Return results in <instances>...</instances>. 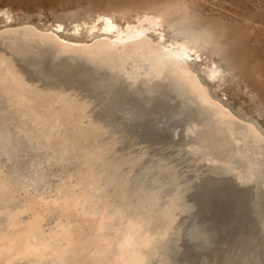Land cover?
Segmentation results:
<instances>
[{"label":"bare ground","instance_id":"6f19581e","mask_svg":"<svg viewBox=\"0 0 264 264\" xmlns=\"http://www.w3.org/2000/svg\"><path fill=\"white\" fill-rule=\"evenodd\" d=\"M192 39L214 51L169 9L0 10V264H264V93Z\"/></svg>","mask_w":264,"mask_h":264},{"label":"rangeland","instance_id":"374dc122","mask_svg":"<svg viewBox=\"0 0 264 264\" xmlns=\"http://www.w3.org/2000/svg\"><path fill=\"white\" fill-rule=\"evenodd\" d=\"M43 2L45 8L42 7ZM5 8L12 12H22L27 18L42 12L48 19L60 17L71 20L88 19L93 13L105 11L142 19L146 15L160 14L169 9L171 20L180 23L182 30H191L192 34L201 36L214 49L208 52L199 41L192 39L197 54L201 56L198 63L211 57L230 71L234 81L246 85L260 98L264 93V87L262 92L259 91L257 78L251 72V67L258 66L264 84V0H0V10ZM147 29L150 34L153 33L151 26ZM193 68L199 71L197 66L193 65ZM81 156L91 177L98 181L99 188L107 194L116 191L100 159L90 154L89 150H83ZM237 168L238 171L244 168L242 161ZM262 203L264 201H260L259 207L264 205ZM196 227L193 226L192 241L199 245L200 232ZM261 234L262 229L257 234L258 242L262 240ZM208 245L200 247L202 264H225L226 257L223 254L220 256L222 243L217 246ZM243 250L245 246L239 250L238 260L242 259ZM166 256L164 254L163 258ZM249 261L239 263L257 264L256 261Z\"/></svg>","mask_w":264,"mask_h":264},{"label":"crops","instance_id":"0c3cea01","mask_svg":"<svg viewBox=\"0 0 264 264\" xmlns=\"http://www.w3.org/2000/svg\"><path fill=\"white\" fill-rule=\"evenodd\" d=\"M30 0H28V2H29ZM42 7L43 8H45L46 7V5L44 4V2L42 3Z\"/></svg>","mask_w":264,"mask_h":264},{"label":"clouds","instance_id":"9594fccd","mask_svg":"<svg viewBox=\"0 0 264 264\" xmlns=\"http://www.w3.org/2000/svg\"><path fill=\"white\" fill-rule=\"evenodd\" d=\"M209 242H210V239H209Z\"/></svg>","mask_w":264,"mask_h":264}]
</instances>
